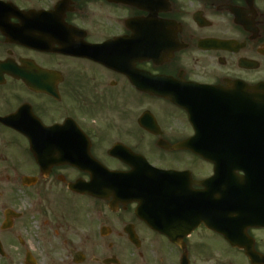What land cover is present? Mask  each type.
<instances>
[{"label": "flooded vegetation", "instance_id": "obj_1", "mask_svg": "<svg viewBox=\"0 0 264 264\" xmlns=\"http://www.w3.org/2000/svg\"><path fill=\"white\" fill-rule=\"evenodd\" d=\"M197 88L259 102L264 0H0V264H264V227L176 220L227 149L187 144ZM143 160L170 235L135 214Z\"/></svg>", "mask_w": 264, "mask_h": 264}, {"label": "rangeland", "instance_id": "obj_2", "mask_svg": "<svg viewBox=\"0 0 264 264\" xmlns=\"http://www.w3.org/2000/svg\"><path fill=\"white\" fill-rule=\"evenodd\" d=\"M223 246V245H222Z\"/></svg>", "mask_w": 264, "mask_h": 264}]
</instances>
